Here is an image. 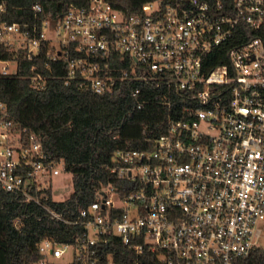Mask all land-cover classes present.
<instances>
[{
    "label": "built area",
    "instance_id": "built-area-1",
    "mask_svg": "<svg viewBox=\"0 0 264 264\" xmlns=\"http://www.w3.org/2000/svg\"><path fill=\"white\" fill-rule=\"evenodd\" d=\"M5 11L0 62L15 69L0 76L18 73L3 51L42 53L65 85L105 95L134 82L139 109L156 88L168 111L153 147L117 150L115 180L70 220L46 203L64 162L0 103V187L82 227L73 242L43 239L28 264H235L264 247V0H155L131 14L90 0L39 26ZM29 78L45 87L38 65Z\"/></svg>",
    "mask_w": 264,
    "mask_h": 264
},
{
    "label": "trees",
    "instance_id": "trees-1",
    "mask_svg": "<svg viewBox=\"0 0 264 264\" xmlns=\"http://www.w3.org/2000/svg\"><path fill=\"white\" fill-rule=\"evenodd\" d=\"M115 8L131 14L143 4L155 0H106ZM90 0H0L8 22L31 26L46 18L61 17L67 6H87ZM38 4L41 11L33 7ZM4 59L18 61V73L0 76V103L28 131L35 132L54 161L64 162V171L72 178L73 191L64 200H55L49 190L47 207L62 218L76 220L80 211L97 198V191L114 181L110 172L117 150L150 149L155 138L163 133L167 123V108L152 88V97L141 109L132 91L138 86L121 84L113 94L100 95L65 85L60 77L64 69L43 58V54L28 59L24 50L3 51ZM46 61L50 67H46ZM217 62H220L217 60ZM32 64L47 76L43 89L31 84ZM178 94L173 93L176 98ZM82 232L80 224H66L44 207L25 202L15 193L0 187V264H28L41 255L37 245L45 238L59 243L73 242ZM118 241V239H117ZM116 241V242H117ZM123 246L124 245H120ZM235 264H264V247H257Z\"/></svg>",
    "mask_w": 264,
    "mask_h": 264
},
{
    "label": "rangeland",
    "instance_id": "rangeland-1",
    "mask_svg": "<svg viewBox=\"0 0 264 264\" xmlns=\"http://www.w3.org/2000/svg\"><path fill=\"white\" fill-rule=\"evenodd\" d=\"M46 36L48 37L52 36L51 25H49L46 29ZM3 66H7L9 72H12L15 69V64L13 62H7V63L0 62V68H2ZM50 183L53 188L52 197L55 200H64L73 191L71 175L63 170L61 175L52 177Z\"/></svg>",
    "mask_w": 264,
    "mask_h": 264
}]
</instances>
